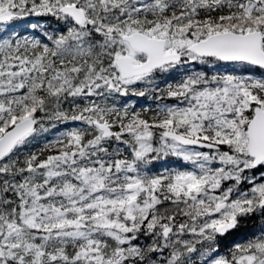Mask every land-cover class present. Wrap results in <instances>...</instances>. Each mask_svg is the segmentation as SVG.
<instances>
[{
	"label": "snow or ice",
	"instance_id": "1",
	"mask_svg": "<svg viewBox=\"0 0 264 264\" xmlns=\"http://www.w3.org/2000/svg\"><path fill=\"white\" fill-rule=\"evenodd\" d=\"M0 264H264V0H0Z\"/></svg>",
	"mask_w": 264,
	"mask_h": 264
},
{
	"label": "trees",
	"instance_id": "2",
	"mask_svg": "<svg viewBox=\"0 0 264 264\" xmlns=\"http://www.w3.org/2000/svg\"><path fill=\"white\" fill-rule=\"evenodd\" d=\"M17 23L22 28H27V27H30L31 24H36L39 27L35 31H43L47 29L49 25H53V26L55 25V21L51 17L35 16V15L29 16L25 18L23 21H19ZM29 31H33V30L29 29ZM26 34H30V33H26ZM229 66L239 68V66H232V65H229ZM186 67L190 68L191 66H186ZM201 67H205V66H201ZM228 69L230 68L226 66L225 70H228ZM184 72H185V68H178L175 72L171 73L169 76L161 77V79H170L173 81L179 80L180 77L184 74ZM254 74L259 75L260 70H256ZM132 99L136 100L137 102L136 106L138 110L142 108L152 109L153 111L150 112L149 115H152L157 107V104L155 102L147 98L133 97ZM161 103H173V101H162ZM45 126L46 127L48 126L47 122L45 123ZM77 126H79V122H75V123L69 122L67 125H64V124L57 125V127L50 132L39 133L30 141V143L25 148L21 150V153L32 152V151L39 153L40 149L44 147L45 143L53 139L54 135L58 134V132L64 131L66 130V128H69V127H77ZM44 154L48 155L50 153L45 152ZM21 159H23V155H21ZM170 159H174V158H170ZM261 223L262 222L258 217L251 219V220L244 221L240 229H238L237 233L235 234L238 237H242L243 239H237L236 242H244L247 239H252L253 236L250 235L249 233L254 232L256 235H258ZM231 239H232L231 236L228 237V240H231Z\"/></svg>",
	"mask_w": 264,
	"mask_h": 264
},
{
	"label": "rangeland",
	"instance_id": "3",
	"mask_svg": "<svg viewBox=\"0 0 264 264\" xmlns=\"http://www.w3.org/2000/svg\"><path fill=\"white\" fill-rule=\"evenodd\" d=\"M229 68H231V66H228Z\"/></svg>",
	"mask_w": 264,
	"mask_h": 264
}]
</instances>
